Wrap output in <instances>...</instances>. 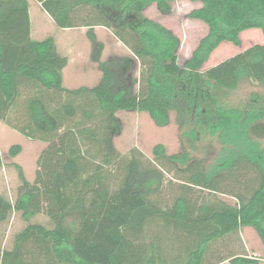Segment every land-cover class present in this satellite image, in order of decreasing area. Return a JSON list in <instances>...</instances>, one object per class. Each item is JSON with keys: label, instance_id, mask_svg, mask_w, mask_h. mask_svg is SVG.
Instances as JSON below:
<instances>
[{"label": "trees", "instance_id": "trees-1", "mask_svg": "<svg viewBox=\"0 0 264 264\" xmlns=\"http://www.w3.org/2000/svg\"><path fill=\"white\" fill-rule=\"evenodd\" d=\"M31 1L56 28L86 29L89 59L101 74L95 86H63L68 56L54 37L32 38ZM176 1L0 0V122L59 147L62 157L48 188L58 214L47 223L34 221L37 192L13 165L25 189L15 203L0 193V225L14 215L25 225L9 246L0 241V264H161L163 256L203 264L211 242L245 227L264 249V94L228 103L244 82L264 89V74L253 70L264 51L204 69L220 44L240 47L248 30L264 34V0H187L199 4L188 17L207 33L181 64L178 36L145 15L151 5L169 15ZM97 27L128 54L104 60ZM119 112L146 114L158 128L173 113L180 151L167 154L157 144L151 157L136 147L120 153ZM20 152L12 145L7 154ZM225 260L264 264L245 252L219 263Z\"/></svg>", "mask_w": 264, "mask_h": 264}, {"label": "rangeland", "instance_id": "rangeland-1", "mask_svg": "<svg viewBox=\"0 0 264 264\" xmlns=\"http://www.w3.org/2000/svg\"><path fill=\"white\" fill-rule=\"evenodd\" d=\"M35 3L31 1L34 15L33 32L35 36L38 35L40 28L41 31L39 33L42 35L56 36L63 50H67L69 43L72 41V51L74 49L79 52L86 51L88 43L84 30H69L64 32L59 31L60 29L57 30L45 14L39 15L38 6ZM197 7H199L197 3L181 0L172 4L171 14L166 16L161 15L155 5H151L145 11V15L148 18L159 22L178 36L180 40V49L178 51L179 64L190 56L198 45V42L207 33V28L201 21L188 17L189 13ZM97 31L98 34H101L100 37L104 45H106V57H113L114 54L121 52L120 46H117V44L113 46L111 44L113 40L108 34L103 30ZM240 39V47L227 43L220 44L210 55L208 62L204 65V69L211 72L224 61L238 55L243 56L244 60L254 48L264 51V34L261 31H245L240 35ZM81 64H84V62H75L72 67L75 65L80 66ZM253 70L255 73L259 71L264 74V64ZM73 75L74 72L72 70ZM65 86L72 85L66 82ZM252 94H264V89L249 82H244L236 91L230 93L228 103L231 106H242ZM117 116L122 122V132L114 139V145L120 153H126L130 148L136 147L144 155L151 157L152 149L157 144L164 146L167 154H176L180 151L179 131L174 122L173 113L170 114V123L163 128L154 126L146 114L120 112ZM12 145L21 146L20 154L14 158L9 157L7 154L8 149ZM261 147L264 148V141H261ZM59 151L60 148H57L55 145L49 146L45 143L28 140L0 122V154L4 165L0 169V193L9 198L13 203L16 202L19 194L25 188L20 185L17 171L13 165L21 167L27 182L33 191L37 192V197L32 205L33 210L39 214L35 218V222L47 223L46 217H50L53 220L57 218L58 213L52 205L48 188H50L49 178L54 172L59 170L62 163ZM221 199L228 205L234 204L232 199ZM24 225L18 215L12 216L8 224L0 225V241L2 244L9 246L13 235L20 231ZM244 239L246 238L244 237ZM260 245L257 241L254 244L258 248H260ZM248 246L249 250H257L251 245ZM260 254L258 253V255Z\"/></svg>", "mask_w": 264, "mask_h": 264}, {"label": "crops", "instance_id": "crops-1", "mask_svg": "<svg viewBox=\"0 0 264 264\" xmlns=\"http://www.w3.org/2000/svg\"><path fill=\"white\" fill-rule=\"evenodd\" d=\"M35 4L38 6L39 15L45 14L41 10L40 5L37 3H35ZM30 16H31V36H32V38L35 40H42V39L46 38L47 36H52L56 40L58 51L61 54H66L68 56V64L63 70V86L67 89H77L79 87H93V86H95L99 82V80L101 78V74H100L96 64L92 63L89 59L90 45H89L87 38H86V40L88 43V47L86 48V51L79 52V51H75V49H74V51H72V41L69 43L67 50H63L60 46V41L58 39H56V36H54V35H42L41 33H39L41 31L40 28L38 31V35L37 36L34 35V32H33L34 15H33V11L31 8V2H30ZM45 16H47V15L45 14ZM47 18H49V17L47 16ZM81 29L84 30L86 33V29H84V28H81ZM81 29H75V30H81ZM57 30H58V28H57ZM97 30H103L106 34H108V36L111 37L113 40V42L111 41V44L113 46H116V44H117V46H120L121 52L118 54H114L113 57L125 56L128 54V51L124 47H122L121 44L118 43L107 30L97 27L94 29V34H95L97 40L102 42L103 45H104V42H103L102 38L100 37L101 34H98ZM59 31L64 32V31H69V30H61L60 29ZM102 58L104 60L109 58V57H106V45H104ZM79 61L84 62V64H81L80 66L75 65L74 67H72V65H74L75 62H79ZM72 70L74 72L73 76H72ZM66 82L69 85H72L73 87L72 86L66 87L65 86ZM244 237L246 239H244ZM256 241L259 242V244H261L258 236L256 235V233L254 232V230L252 228H249V227L241 228L237 233H234L232 235H228L224 238H221V239H218V240L211 242L209 244L208 249L206 251V254L204 256L203 264H216V263H218V264H229L228 260H225L222 263H219V261H221L222 258L229 259L230 257L237 256V255L242 254L244 252H246L245 254L247 255L248 258H256V259H259V260L264 262V249L262 248V245H260L261 249L254 246V244H256ZM248 245L253 246L257 250H255V251H252V249L249 250ZM258 253H261V254L258 255ZM174 262H175V260H171L170 258L163 256V259L160 263L161 264H173ZM182 262H183V259H182Z\"/></svg>", "mask_w": 264, "mask_h": 264}]
</instances>
